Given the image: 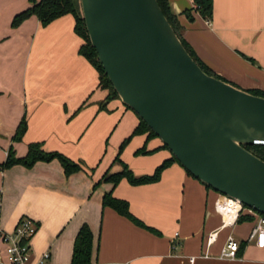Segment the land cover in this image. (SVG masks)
Instances as JSON below:
<instances>
[{
	"label": "crops",
	"instance_id": "0c3cea01",
	"mask_svg": "<svg viewBox=\"0 0 264 264\" xmlns=\"http://www.w3.org/2000/svg\"><path fill=\"white\" fill-rule=\"evenodd\" d=\"M168 1L183 37L208 67L239 88L264 91V0H213L211 18L197 11L195 0ZM30 6V0H0L1 228L13 231L25 216L37 221L33 258L49 251L50 264H73L84 225L93 232L90 264H264V247L249 240L260 214L245 208L225 224L216 206L224 196L181 164L167 167L154 183L101 181L123 169L115 158L140 118L120 98L107 100L98 70L80 53L84 39L72 14L48 25L32 16L12 26L14 16ZM23 118L26 132L15 140ZM34 142L65 154L82 169L67 175L58 159L32 167L1 166L11 147L23 157ZM144 145L156 151L136 154ZM163 145L160 138L135 135L120 158L137 176L153 174L172 157ZM110 192L127 200L132 214L149 228L104 206ZM214 231L218 237L208 245ZM229 236L242 246L235 260L220 258Z\"/></svg>",
	"mask_w": 264,
	"mask_h": 264
},
{
	"label": "water",
	"instance_id": "95a60500",
	"mask_svg": "<svg viewBox=\"0 0 264 264\" xmlns=\"http://www.w3.org/2000/svg\"><path fill=\"white\" fill-rule=\"evenodd\" d=\"M99 60L123 103L192 176L264 215V96L208 74L158 0H80Z\"/></svg>",
	"mask_w": 264,
	"mask_h": 264
},
{
	"label": "trees",
	"instance_id": "16d2710c",
	"mask_svg": "<svg viewBox=\"0 0 264 264\" xmlns=\"http://www.w3.org/2000/svg\"><path fill=\"white\" fill-rule=\"evenodd\" d=\"M165 15L169 19L170 23L173 25L174 29L176 30L177 34L181 38L182 42L194 57V59L201 65V67L210 75H213L217 78H221L227 81L225 78L218 75L214 72L210 67H208L197 55L195 50L189 45L186 39L183 37L182 30L183 27L178 20V16L173 12L171 5L168 0H158ZM31 6L27 9L19 12L16 14L12 20V26L18 27L20 26L25 20L29 19L32 16H36L43 25H48L56 19H59L67 14H72L75 18L76 25L75 30L79 36L84 39V44L80 49V53L84 55L89 62L98 70L99 77H100V85L102 88L109 91V95L107 100L110 101L115 98H120L118 93L116 92L112 82L110 81L108 75L105 72L104 67L102 66L98 52L93 47L90 36L86 27V22L83 17L82 8L79 0H30ZM195 4L197 7V11L206 18H211L214 12V4L213 0H195ZM189 17L190 12L188 13ZM192 19V18H191ZM249 92L264 96L263 90H250ZM128 107V106H127ZM129 108V107H128ZM130 109V108H129ZM27 129V121L26 118H23L21 121L17 133L14 136L15 140H20ZM139 134H147L148 140L151 138H159L157 134L150 128V126L140 119L139 125L135 128L132 135L127 138L121 145L120 151L115 158V160L120 161L123 165V169L119 172H115L112 174H106L101 181L111 182L114 186L118 185L119 182L126 178L128 181L133 185H141V184H148L154 183L160 180L163 171L172 165L173 163L177 162L180 164L178 159L172 154V157L166 159L162 164H160L153 174L137 176L133 173V171L129 168L126 163L120 158L121 152L123 151L124 147L130 141V139ZM164 148L169 149L167 145H163ZM246 148L262 158L264 160V145H247ZM156 150H148L147 146L140 148L136 154H148ZM172 153V152H171ZM54 159H58L67 175H71L75 172H78L82 169L80 163L74 161L70 157L66 156L65 154L59 151H47L43 148V144L41 142H34L29 145L28 153L23 157H18L15 149L13 147L10 148L8 151V156L1 166L4 168L11 167L15 164H22L27 167H32L38 161H52ZM182 166V165H181ZM189 173V172H188ZM190 174V173H189ZM100 183V182H99ZM98 183V184H99ZM209 189H212L210 186H207ZM104 206H109L115 209L119 214L129 218L134 223L142 226L147 227L146 224L143 223L140 219L134 216L130 210V204L125 199L117 198L113 195V192L107 193L104 197ZM245 208H248L244 206ZM258 213V212H257ZM260 214V213H259ZM263 215V214H260ZM244 219L243 216L239 217V220ZM152 230V228H150ZM242 249V246H241ZM241 249L239 251H241ZM92 251H93V232L88 225L82 226L80 229L74 247V254H73V264H90L92 259Z\"/></svg>",
	"mask_w": 264,
	"mask_h": 264
},
{
	"label": "built area",
	"instance_id": "2783aa9c",
	"mask_svg": "<svg viewBox=\"0 0 264 264\" xmlns=\"http://www.w3.org/2000/svg\"><path fill=\"white\" fill-rule=\"evenodd\" d=\"M224 198L227 199L229 197L224 196ZM229 199L234 200L231 198ZM221 200H218L216 203V206L219 210V204ZM243 209H245L244 205L239 202V208L237 210L236 217L240 214L241 211H243ZM249 210H251L252 212H256L250 208ZM226 223L228 224L227 220L225 224ZM38 230L39 225L37 221L26 216L22 217L19 220L16 227L11 232L5 231L0 226V238L4 244V250L2 253H0V264H50L51 253L49 251L43 253L42 256L38 259L33 258L31 241ZM217 237L218 231L211 232L208 236V245L214 243ZM249 240H255L258 246L264 247V215H260L256 226L252 230ZM239 250L240 243L235 239L234 236H229L226 245L222 249L220 258L231 260L238 259ZM209 256V253L204 254V257Z\"/></svg>",
	"mask_w": 264,
	"mask_h": 264
},
{
	"label": "bare ground",
	"instance_id": "6f19581e",
	"mask_svg": "<svg viewBox=\"0 0 264 264\" xmlns=\"http://www.w3.org/2000/svg\"><path fill=\"white\" fill-rule=\"evenodd\" d=\"M239 202V200H230L229 198L225 199L224 197L222 198L219 208L225 214L228 224L235 219L239 208Z\"/></svg>",
	"mask_w": 264,
	"mask_h": 264
},
{
	"label": "rangeland",
	"instance_id": "374dc122",
	"mask_svg": "<svg viewBox=\"0 0 264 264\" xmlns=\"http://www.w3.org/2000/svg\"><path fill=\"white\" fill-rule=\"evenodd\" d=\"M79 2H80V0H79ZM80 4H81V2H80Z\"/></svg>",
	"mask_w": 264,
	"mask_h": 264
}]
</instances>
